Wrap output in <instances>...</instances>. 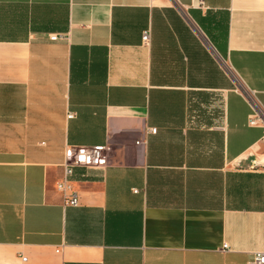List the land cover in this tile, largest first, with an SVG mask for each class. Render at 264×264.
Returning <instances> with one entry per match:
<instances>
[{
	"label": "crops",
	"instance_id": "0c3cea01",
	"mask_svg": "<svg viewBox=\"0 0 264 264\" xmlns=\"http://www.w3.org/2000/svg\"><path fill=\"white\" fill-rule=\"evenodd\" d=\"M247 91L264 109V0H0V264L264 253ZM98 144L65 203V147Z\"/></svg>",
	"mask_w": 264,
	"mask_h": 264
},
{
	"label": "built area",
	"instance_id": "2783aa9c",
	"mask_svg": "<svg viewBox=\"0 0 264 264\" xmlns=\"http://www.w3.org/2000/svg\"><path fill=\"white\" fill-rule=\"evenodd\" d=\"M199 4L203 5V0H199ZM62 34H51V40H58L63 38ZM150 38V31L145 30L142 35L143 42H148ZM246 95L252 105L254 106V112L250 115L249 124L257 125L262 124L264 126V109L258 104L254 97V92L247 91ZM71 116V114L69 115ZM152 132H156V128L150 129ZM264 143V136L262 138ZM106 146L98 144L94 146H70L67 145L64 149V158L61 164L62 176L56 182V189L63 194L65 203L73 206L79 204V194L73 184V172L76 166L82 167H105L107 165ZM261 164L264 166V157L261 160ZM227 244L223 245L225 249ZM25 259V258H24ZM248 264H264V253L256 252L253 258Z\"/></svg>",
	"mask_w": 264,
	"mask_h": 264
}]
</instances>
